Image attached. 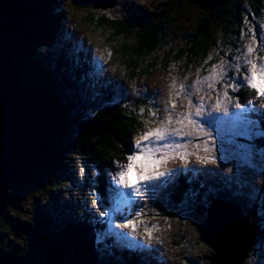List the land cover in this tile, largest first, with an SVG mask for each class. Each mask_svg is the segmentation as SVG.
I'll return each mask as SVG.
<instances>
[{
  "label": "trees",
  "instance_id": "obj_1",
  "mask_svg": "<svg viewBox=\"0 0 264 264\" xmlns=\"http://www.w3.org/2000/svg\"><path fill=\"white\" fill-rule=\"evenodd\" d=\"M65 2L0 0V5H4L0 6V32L12 25L17 33L18 66L39 110L30 142L27 172L23 182L11 192L9 206L1 220V246L7 254L25 264H164L147 250L155 241L152 239L155 232L138 229L150 221L153 214L150 217L142 215L139 203L126 209L123 206L118 220L126 229L124 222H132L129 229L135 230L139 234L136 236L143 241L135 248L125 246L121 251L114 246L116 242L106 223L113 209L106 217L101 212L108 200L113 208L118 192L131 195L124 184L119 183L118 174L126 164V156L133 153L132 142L151 128L149 125L153 124L157 113L156 116L142 113L141 109H147L149 103L144 104V99L130 103L120 96L118 88L113 86L115 83L104 92L98 107L93 109L85 104L89 55L86 60L83 55H74L71 45L64 43L70 39L69 35L66 39L62 37L68 20ZM73 2L77 9L83 10L82 23L92 33L108 37L107 48L121 53L123 75L131 82L148 80L156 72L169 74L175 69L183 75L196 71L207 73L225 60L235 64L241 53L245 55L249 43L254 49L252 54L264 53V0H229L224 7L211 13H203L187 0H171L170 7L165 4L163 10L155 13L135 11L136 22L130 23L126 31L117 29L122 24L119 18H109L100 10L101 15L96 16L88 12L92 7L83 1ZM230 3L233 6L229 9ZM194 9L200 11L199 17L191 15ZM185 22L189 24L187 27L183 25ZM243 56L237 64L241 65ZM229 78L234 79V74ZM229 92L237 103L260 96L246 86L230 88ZM257 146L264 150V138L257 140ZM135 176L132 172L127 178ZM63 179L68 180L67 184H63ZM189 181L183 178L175 189H170L167 197L178 208L191 203L202 228L210 201L231 202L232 196L225 195L232 187L230 183L241 186L238 181L222 179L206 184L201 177L193 183ZM89 185L100 186V189L97 195L94 190L87 198L85 192ZM116 185L118 187L114 188ZM150 186L149 189L155 187L154 184ZM66 187L79 198L71 205L58 203L50 209L52 205H47L48 202L57 198L61 191L67 193ZM130 189L135 190V187ZM29 194L38 208L31 216L22 218L20 215L15 219L14 213L21 209V198H28ZM39 197L47 202L41 205ZM87 203L93 207H88ZM254 205L252 210L248 207L243 210L247 220L260 230L259 241L247 261L264 264V244H260L264 242V186L261 201ZM170 215L177 217V213ZM145 231L151 236L142 237L141 232L146 234ZM176 239L174 245L183 246L178 244L181 240ZM203 241L206 242L205 238ZM181 257L186 259V256ZM187 262L196 264L194 260Z\"/></svg>",
  "mask_w": 264,
  "mask_h": 264
},
{
  "label": "rangeland",
  "instance_id": "obj_2",
  "mask_svg": "<svg viewBox=\"0 0 264 264\" xmlns=\"http://www.w3.org/2000/svg\"><path fill=\"white\" fill-rule=\"evenodd\" d=\"M65 1L64 10L67 11L68 20L64 24L65 33H62V37L66 39V36L70 35V39L65 40L64 43L71 45L74 55L87 57L90 53L95 54L93 58L91 57V79L95 76L100 79L109 80L112 74L113 79L117 78V80H114L115 84L113 86L118 88L121 97L127 98L130 103L135 102L136 99H144V104L149 103L147 109L145 107L142 108V113L151 114V111H153L157 113V117L154 118L153 124L149 125L151 128L146 132L167 125L169 132L174 129H180L183 133L180 136L171 138L170 142L173 144V147L163 150L167 153V156L165 161L161 162L158 166H146L143 162L134 164L132 172L136 175L135 178H127V175L125 183H123V186L130 191L131 195L124 196L118 192L113 208L110 200L102 205L101 212L104 217L109 215L113 209L111 219H108L106 223L109 226L113 240L116 242L114 246L123 251L125 246L135 248V245L142 243L143 239L141 240L140 237L136 236L138 233L135 230L129 229L133 226L132 222H124L128 228L126 229L118 220V216L120 217L123 213V206H126V209L128 206L134 207V204L139 203L142 215L147 214L150 217L153 214L150 221L145 222L142 226L137 225L138 229H141L143 232L144 229L155 232L152 237L155 240L152 243V247H147L151 250V254L164 264H188V260H194L196 264H209L208 258L211 256L212 251L206 242L203 241L206 230L202 228L201 222L196 219L198 215L190 207V202V204H184L180 208L176 207L170 201V198L167 197L170 190L163 189L164 184L162 182L166 183L172 177L193 168L196 170V172L194 171L196 175H205L206 178L214 175L218 179L232 182L238 181L241 186L230 183L232 187L228 189L225 195L232 196L233 199L231 200L234 202L238 201L242 205L243 210L247 207V209L252 210L257 197L256 204L261 201L264 186V150L258 148L257 143H249L252 140L251 134L254 129H250L249 127L245 129L243 127L241 124L243 121L241 109L233 101L234 99L229 92L230 88H233L229 83L232 80H239L241 78L242 74L237 73L234 67L239 62L236 60L235 64H230L227 60L223 61L221 64L222 73L220 64H215L217 73H220L219 75H213L212 70L207 73L196 71L189 75H183L175 69L169 74L156 72L148 80L140 79L136 82H131L123 75L124 64H122L121 53L117 54L112 48H107V40L109 38L105 35L92 33L81 21L80 15L83 13V10L81 8L77 9V4L73 0ZM170 2L171 0H115V6L107 11L92 7L88 12H93L96 16H100L101 14L98 11L100 10L101 12H106V16L109 18H119L122 24L117 29H125L126 31L130 23L136 22L135 11L155 13L163 10L165 8L164 5H169ZM232 6L233 3H230L229 9ZM82 7L86 8L83 5ZM191 15L198 16L200 15V11L194 9ZM183 25L187 27L189 24L185 22ZM253 34L252 32V36ZM248 45L251 44L249 43ZM68 51L67 49L66 54L69 53ZM95 51L98 52L102 59ZM252 53H254V49ZM252 53L248 54L246 50L244 56L253 62L264 63V53L258 54V56ZM243 63L244 61L241 65ZM231 73L234 74V79L229 78ZM209 77L211 79H207ZM87 80L90 82L88 77ZM173 84H175V87H173ZM181 84L185 85L183 92L179 88ZM98 86L101 89L99 91L93 88L94 94L91 91V84L88 85L87 92L85 90L86 97L84 102L89 108L94 109L100 105V92L107 89L103 84ZM260 97L262 98L263 95H260ZM189 100L193 101L191 105L188 103ZM173 103L176 105L175 108L172 107ZM197 109H199V115H196ZM189 113L191 114L190 119L195 124L189 123V120H183L180 124L175 123L178 116H187ZM169 115L173 119V123L171 124L168 123ZM135 142L136 140L132 142L133 149ZM175 145H181V147H176ZM205 147L209 150L206 151ZM201 158H207L208 162H203ZM156 172H164L165 175L156 177ZM146 176L153 178L146 180ZM62 181L63 184H67L68 182L66 179ZM128 183L135 185V190L126 187L125 185ZM112 184L115 185L116 182H112ZM153 184L160 185V187H152ZM149 186L152 188L149 189ZM239 186L241 187L240 191H238ZM116 187L118 185L114 186V188ZM136 188L139 189L138 192ZM98 189H100V186L89 185L88 192H85L87 198H89V194L94 190L96 194ZM64 192L61 191L57 198L54 197V199L56 198L55 200L52 199L48 202L47 205H52L50 209L55 207L54 204L58 203L66 202L71 205L75 199L79 198V195L67 187V193ZM31 196L29 194L28 198L25 196L21 198V209L17 210L19 214L17 211H14L13 217L15 219L19 218L20 215L22 218L31 216L33 211L38 208L36 203H34L35 201L33 202L31 199L33 198ZM39 200L41 205L47 202L41 197H39ZM83 203L86 204L85 202ZM87 205L88 207L92 206L91 203H87ZM176 213L177 217H171L170 214ZM117 220L118 223H116ZM143 232H141L142 237L151 236L146 231V234ZM177 237L181 240L178 244L181 245L182 243L183 245L180 248L174 245V240L177 241ZM261 243L262 245L264 244L263 241ZM142 250L147 252L143 248ZM151 254L148 253V255ZM181 256H186V259L184 260ZM247 262L245 264H252V262Z\"/></svg>",
  "mask_w": 264,
  "mask_h": 264
},
{
  "label": "water",
  "instance_id": "obj_3",
  "mask_svg": "<svg viewBox=\"0 0 264 264\" xmlns=\"http://www.w3.org/2000/svg\"><path fill=\"white\" fill-rule=\"evenodd\" d=\"M81 1L103 11L115 6V0ZM228 1L187 0L203 13L214 12ZM11 26L0 32V224L11 192L23 182L27 172L30 142L39 119L37 104L18 66L17 33ZM206 210L204 238L212 251L209 264H245L259 241L260 230L247 220L240 206L216 200ZM1 237L0 234V264H25L4 251Z\"/></svg>",
  "mask_w": 264,
  "mask_h": 264
},
{
  "label": "snow or ice",
  "instance_id": "obj_4",
  "mask_svg": "<svg viewBox=\"0 0 264 264\" xmlns=\"http://www.w3.org/2000/svg\"><path fill=\"white\" fill-rule=\"evenodd\" d=\"M255 42V38H254ZM248 54L253 52V47L251 45L247 48ZM243 56V53H241ZM241 56H238L236 59H241ZM244 63L243 65L237 64L235 65V69L237 73H241V78L232 84L233 89L238 86H246L251 89H254L258 95H264V63H257L251 60H248L246 56H243ZM211 59V57H209ZM221 73H222V66ZM213 75H219L217 73V67L214 66L212 68ZM211 79V77L207 78ZM175 87V84H173ZM180 91L183 92L185 89V85L181 84L179 86ZM227 95V93H225ZM189 105L193 103V101H188ZM172 107L175 108L176 105L173 103ZM143 112V109H141ZM199 109L196 111V115H199ZM151 115L155 116L156 113L152 112ZM191 114L189 113L187 116H178L175 123L180 124L183 120H189V123L195 124L194 121L190 119ZM163 123V121H161ZM168 123H173L172 116H168ZM183 133L180 129H174L169 132L167 125L164 127L155 129L150 132H146L140 136L138 140L135 142V146L133 149V154H130L126 157L127 163L121 166V170L119 172V183H125V177L132 173L134 164L137 162H143L146 166H158L161 162L165 161L167 153L163 151L164 149H168L173 147V144L170 142L172 137L180 136ZM176 147H181V145H175ZM205 150L208 151L207 147ZM203 162H208L207 158H201ZM164 172H156L155 176H163ZM153 177H145V179H152ZM126 187L133 188L135 185L132 183H128L125 185ZM139 191V189H136ZM118 191V190H117ZM150 231V230H149Z\"/></svg>",
  "mask_w": 264,
  "mask_h": 264
},
{
  "label": "clouds",
  "instance_id": "obj_5",
  "mask_svg": "<svg viewBox=\"0 0 264 264\" xmlns=\"http://www.w3.org/2000/svg\"><path fill=\"white\" fill-rule=\"evenodd\" d=\"M94 8V7H93ZM69 52V51H68ZM68 55V54H67ZM94 55V54H93ZM93 55H92V53H90V55H89V63H88V70H87V74H86V76L90 79V82H89V84H91V86H92V83H91V77H90V69H91V64H92V59H91V57L93 58ZM98 55V54H97ZM100 57V56H99ZM101 58V57H100ZM102 59V58H101ZM110 77H111V82H112V85H113V83H114V80L116 79L117 80V78H114L113 79V76H112V74L110 75ZM88 84V85H89ZM88 85L86 86V88H85V90H86V92H87V90H88ZM117 85H119L118 84V82H117ZM26 88H27V86H26ZM28 89V88H27ZM29 90V89H28ZM30 91V90H29ZM31 92V91H30ZM103 96H104V94H103ZM102 96V97H103ZM34 97V96H33ZM102 97L100 96L99 97V99H102ZM239 107H240V109H241V116H242V118H243V114H244V109L246 108V107H250L251 109H252V107L253 108H255V111H252V112H256L255 114L257 115V117L258 116H261V118H263L262 119V121H260V123L261 124H259L258 123V119L257 118H255V120H254V123L256 124V128H255V130H253V133L251 134L252 136V140L251 141H249V143L250 144H256L257 143V140H259V139H263L264 138V128H263V126H264V95H263V97L261 98L260 96L258 97V96H255L254 98L252 97V98H249V99H245V101H243V102H236V101H234ZM237 117H238V115H237ZM241 124L243 125V127H244V124H243V121L241 122ZM258 126V127H257ZM245 129H247V128H245ZM258 129L259 130H262L261 132H257L258 131ZM242 211H243V209H242ZM149 250V249H148ZM155 257V256H154ZM156 258V257H155Z\"/></svg>",
  "mask_w": 264,
  "mask_h": 264
},
{
  "label": "bare ground",
  "instance_id": "obj_6",
  "mask_svg": "<svg viewBox=\"0 0 264 264\" xmlns=\"http://www.w3.org/2000/svg\"><path fill=\"white\" fill-rule=\"evenodd\" d=\"M83 59H85L86 60V58L85 57H83ZM80 60V59H79Z\"/></svg>",
  "mask_w": 264,
  "mask_h": 264
}]
</instances>
